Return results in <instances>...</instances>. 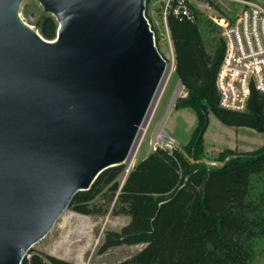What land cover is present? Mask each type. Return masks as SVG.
Segmentation results:
<instances>
[{
    "label": "water",
    "instance_id": "1",
    "mask_svg": "<svg viewBox=\"0 0 264 264\" xmlns=\"http://www.w3.org/2000/svg\"><path fill=\"white\" fill-rule=\"evenodd\" d=\"M24 1L0 0V264H22L76 194L127 161L168 66L148 0H37L51 40Z\"/></svg>",
    "mask_w": 264,
    "mask_h": 264
},
{
    "label": "trees",
    "instance_id": "2",
    "mask_svg": "<svg viewBox=\"0 0 264 264\" xmlns=\"http://www.w3.org/2000/svg\"><path fill=\"white\" fill-rule=\"evenodd\" d=\"M168 27L175 72L187 90L176 107L192 109L198 119L192 139L183 151L156 148L134 166L122 186L123 166L106 170L89 191L76 194L71 206L82 215H103L107 209L97 208L93 201L106 188L110 203L117 196L113 214L128 216L130 222L119 232H107L99 253L146 245L124 264H253L252 244L264 237V192L255 199L249 194L252 177L264 172V146L250 152L227 149L216 161L223 166H209L203 160V137L210 112L227 126L263 133L264 95L253 90L245 112L222 108L217 76L224 42L210 56L197 23L169 16ZM39 28L51 40L58 24L45 16ZM22 264L77 263L34 254Z\"/></svg>",
    "mask_w": 264,
    "mask_h": 264
},
{
    "label": "rangeland",
    "instance_id": "3",
    "mask_svg": "<svg viewBox=\"0 0 264 264\" xmlns=\"http://www.w3.org/2000/svg\"><path fill=\"white\" fill-rule=\"evenodd\" d=\"M196 14L203 44L210 56L222 44V28L215 22L221 18L233 20L241 11V0H191ZM264 5V0H250ZM22 19L36 31L47 13L37 0H25L20 9ZM53 17V16H52ZM146 17L149 19L155 33L157 46L168 62V72L160 83L152 105L136 138V144L131 150L130 162L122 166L124 174L119 177L120 186L125 182L129 172L155 151L162 147L172 152L176 146L175 140L182 149L192 139L198 126L196 113L190 108L177 109L180 98L187 96V90L182 85L175 72V55L170 30L165 24L159 0L147 3ZM57 22V21H56ZM57 34V32H56ZM44 37V36H43ZM56 37V35H55ZM54 37V38H55ZM45 38V37H44ZM264 146V132L260 133L248 127H230L223 124L212 112L209 114V125L203 137V160L209 165H216L222 152L230 149L236 152H250ZM264 192V172L252 177L249 198L255 199ZM119 193V192H118ZM111 192L106 188L96 197L93 205L107 212L103 215L86 216L79 214L70 206L62 215L51 232L35 244L27 253L53 254L66 258H82L85 264H124L125 261L139 253L146 245H122L100 254L99 250L105 242L106 233L121 231L130 222V217L113 214L117 196L109 202ZM254 249L253 264H264V237L252 244ZM52 255V256H53Z\"/></svg>",
    "mask_w": 264,
    "mask_h": 264
},
{
    "label": "built area",
    "instance_id": "4",
    "mask_svg": "<svg viewBox=\"0 0 264 264\" xmlns=\"http://www.w3.org/2000/svg\"><path fill=\"white\" fill-rule=\"evenodd\" d=\"M159 2L167 28L169 16L196 23L191 0ZM241 3L243 7L233 20L215 19L222 28L225 45L217 76L220 106L237 112L247 110L253 90L264 95V5L250 0ZM25 258L30 261L31 255Z\"/></svg>",
    "mask_w": 264,
    "mask_h": 264
},
{
    "label": "crops",
    "instance_id": "5",
    "mask_svg": "<svg viewBox=\"0 0 264 264\" xmlns=\"http://www.w3.org/2000/svg\"><path fill=\"white\" fill-rule=\"evenodd\" d=\"M134 246V245H132ZM53 255V254H51ZM54 256V255H53ZM55 257H58V258H61V259H64V260H67V261H70V262H73V263H77V264H85L84 260L82 258H76V259H71V258H66V257H62V256H55ZM97 264H107V263H104V262H100V263H97Z\"/></svg>",
    "mask_w": 264,
    "mask_h": 264
},
{
    "label": "bare ground",
    "instance_id": "6",
    "mask_svg": "<svg viewBox=\"0 0 264 264\" xmlns=\"http://www.w3.org/2000/svg\"><path fill=\"white\" fill-rule=\"evenodd\" d=\"M168 69H169V67L167 66V69H166V71H165V74H164V77H165V75H166V72H168ZM163 77V78H164ZM163 80V79H162ZM151 109V108H150ZM135 144H136V142H135ZM135 144H134V146H135ZM134 146H133V148H134ZM133 150V149H132ZM132 152V151H131ZM131 152H130V155H131ZM130 155L128 156V159H127V161L126 162H130L129 161V159H130ZM67 211V210H66ZM63 216H64V214H63ZM62 218V217H61Z\"/></svg>",
    "mask_w": 264,
    "mask_h": 264
}]
</instances>
